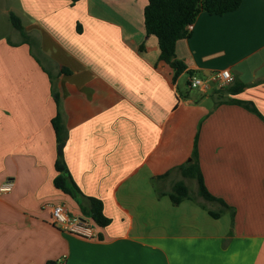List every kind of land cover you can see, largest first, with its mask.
<instances>
[{
  "label": "crops",
  "instance_id": "obj_1",
  "mask_svg": "<svg viewBox=\"0 0 264 264\" xmlns=\"http://www.w3.org/2000/svg\"><path fill=\"white\" fill-rule=\"evenodd\" d=\"M146 3L0 0V185L12 182L0 192V264H56L63 254L65 264H264V122L227 102L251 101L264 116V0L199 12L175 43L185 64L175 79L145 32ZM220 68L243 89L189 87V75ZM53 92L67 169L110 219L94 237L51 223L58 203L85 217L53 184ZM196 135L203 183L233 214L211 215L220 205L197 189L169 198L173 183L192 180L177 167Z\"/></svg>",
  "mask_w": 264,
  "mask_h": 264
},
{
  "label": "trees",
  "instance_id": "obj_2",
  "mask_svg": "<svg viewBox=\"0 0 264 264\" xmlns=\"http://www.w3.org/2000/svg\"><path fill=\"white\" fill-rule=\"evenodd\" d=\"M75 2L77 0H70ZM242 0H147L143 8V23L147 35H154L159 47V60L164 61L173 69V79H175L184 69L185 64L175 56V43L178 39L187 37L190 34L189 26L201 11L209 14H223L236 9ZM9 20L12 26L25 36L20 19L13 13H9ZM142 47V45L140 46ZM244 83L234 82L232 85L222 87L231 94H235L243 89ZM221 89V88H220ZM53 97L57 106V111L51 119L57 143H64L66 131L61 122L58 110L59 98L56 92ZM227 102L242 106L246 110L254 113L264 122V116L259 112L253 102L231 98ZM54 167L57 175L53 179L56 188L69 194L78 203L81 212L93 225L106 226L110 219L103 213V205L100 199L85 195L73 180L65 164L62 152H59ZM181 175L185 178L194 179L197 184V194L207 201L216 202L220 205L218 211L208 210L213 216H218L223 210L233 208L228 206L221 198L212 195L203 183V177L198 164L197 135L195 136L190 158L187 162L178 167ZM172 203L177 204L184 198L191 197L189 187L179 180L173 183L168 193Z\"/></svg>",
  "mask_w": 264,
  "mask_h": 264
},
{
  "label": "built area",
  "instance_id": "obj_3",
  "mask_svg": "<svg viewBox=\"0 0 264 264\" xmlns=\"http://www.w3.org/2000/svg\"><path fill=\"white\" fill-rule=\"evenodd\" d=\"M233 80L234 76L230 69L220 68L213 70L206 76L189 75L188 85L191 88H196L201 92H205L212 86L217 88L226 87L230 85ZM11 186V181H5L0 185V192L10 190ZM51 223L61 229L76 232L85 237L95 236L93 224L87 219L72 218L64 204L58 203L51 206ZM65 260L66 255L63 254L57 258L56 264H65Z\"/></svg>",
  "mask_w": 264,
  "mask_h": 264
},
{
  "label": "rangeland",
  "instance_id": "obj_4",
  "mask_svg": "<svg viewBox=\"0 0 264 264\" xmlns=\"http://www.w3.org/2000/svg\"><path fill=\"white\" fill-rule=\"evenodd\" d=\"M30 40V39H29ZM31 45H32V48H33V50H35L36 52H38L37 51V48H36V46H35V43H31ZM37 54V56L39 57V58H42V55L41 54H38V53H36ZM45 62V61H44ZM185 77L184 78H182L181 79V81H180V84H181V88H183V89H185L186 88V83H185ZM195 91V90H194ZM193 90L191 91V92H194ZM57 146H58V144H57ZM186 181V180H185ZM187 185L189 186V189H190V191H194L196 188H197V184H196V181L194 180V179H192V180H187ZM209 204V203H208Z\"/></svg>",
  "mask_w": 264,
  "mask_h": 264
},
{
  "label": "water",
  "instance_id": "obj_5",
  "mask_svg": "<svg viewBox=\"0 0 264 264\" xmlns=\"http://www.w3.org/2000/svg\"><path fill=\"white\" fill-rule=\"evenodd\" d=\"M62 146H63V143H59L58 146H57V150L58 152H61L62 150Z\"/></svg>",
  "mask_w": 264,
  "mask_h": 264
}]
</instances>
